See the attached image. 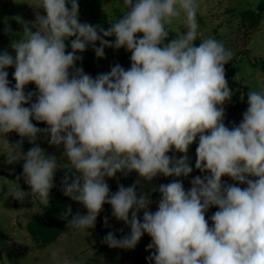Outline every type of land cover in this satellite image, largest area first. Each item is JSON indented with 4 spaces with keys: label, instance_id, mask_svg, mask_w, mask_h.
I'll list each match as a JSON object with an SVG mask.
<instances>
[{
    "label": "clouds",
    "instance_id": "9594fccd",
    "mask_svg": "<svg viewBox=\"0 0 264 264\" xmlns=\"http://www.w3.org/2000/svg\"><path fill=\"white\" fill-rule=\"evenodd\" d=\"M30 6L43 14L37 11L34 21L14 17L23 27L10 45L14 55L0 52V136L7 142L5 163L23 160L31 192L17 182L6 195L21 202L31 195L48 205L54 175L65 168L72 175L62 180L64 195L86 209L83 215L66 209L68 229H94L108 204L130 234L117 239L109 232L102 242L134 249L147 234L150 264H264V84L250 88L242 121L227 127L223 106L233 92L225 65L234 53L214 37L196 43L198 0H123L125 10L106 30L80 22L77 0ZM178 18L185 31L165 43ZM89 46L98 58L105 48H124L131 53L130 68L116 64L93 78L76 67L82 60L77 53ZM255 78L261 79L259 70ZM29 84L35 92H25ZM12 132L21 137L15 145L6 138ZM40 135L51 146H63L64 167L36 143ZM25 138L33 145L26 153ZM197 140L195 169L205 175L194 177L188 190L178 179L159 185L155 212L148 194L138 196L139 180L110 192L107 179L117 173L135 172L148 182L158 175L187 178L193 171L188 151ZM225 176L236 183L226 184ZM210 207L218 208L211 226ZM49 255L52 264H77L56 249Z\"/></svg>",
    "mask_w": 264,
    "mask_h": 264
},
{
    "label": "rangeland",
    "instance_id": "374dc122",
    "mask_svg": "<svg viewBox=\"0 0 264 264\" xmlns=\"http://www.w3.org/2000/svg\"><path fill=\"white\" fill-rule=\"evenodd\" d=\"M37 2L38 0H0V52L8 51L14 55L10 45L13 40L19 39L23 32L22 25L14 17L20 16L25 21H34L37 11L43 14L42 9L38 10L30 6ZM77 2L80 22L100 26L105 30L110 26V19L120 18L125 10L123 0H77ZM262 2L263 0H198L197 20L200 35L196 43L199 44L204 38L214 37L234 53L232 61L225 65L226 79L233 92L231 100L223 106L225 109L224 123L229 128L238 126L242 121L243 114L248 107L247 94L250 88L256 89L264 84V73L260 72L261 79L258 81L255 78L257 70L251 65L252 61L264 62V12L260 24L255 28L241 18V13L245 11H257ZM171 30L173 32H169L165 43L176 38V34L185 31L182 18L174 21ZM107 39L114 41L115 38ZM96 47H99V42L96 43ZM66 51H71L70 45ZM104 51L105 56L98 58L92 46H89L85 52L77 53L82 60L76 62V67H82L84 72L93 78L101 73L110 72L116 64L121 65L125 70L130 68L131 53L124 48L119 50L105 48ZM249 68L252 70L251 74L246 70ZM6 71L8 79H13L14 67ZM6 138L11 145H15L21 139L15 132L9 133ZM36 143L45 150L46 154L55 156L61 167L67 164L62 157L63 146H51L43 135L38 136ZM6 144L5 139L0 136V231L6 235V237L0 235V264H52L49 255L51 249L58 250L62 256H68L77 264H150L149 250L146 249L151 243V237L147 234L142 236L134 249H114L102 242L109 232H113L117 239L130 234V227L112 216V209L108 204L103 206L94 229H90L87 233H79L68 229L66 225L64 233L56 242L43 250L38 249L28 232V225L35 217H40L48 223V217L38 207V198L32 199L31 195H28L21 202L6 195L7 191L15 190L18 184L26 193L31 192L22 177L23 160L11 165L5 163L6 157L3 153L7 150ZM197 145L198 140L190 146L188 151L189 163L193 171L187 178L158 175L148 182L142 180L135 172L127 176L117 173L112 179L106 178L110 192L115 193L121 184L128 187L139 180L137 194L138 196L148 194L152 201L150 210L155 212L160 199V193L155 189L159 185L178 179L182 181L185 190H188L191 188L190 181L194 177L205 175L195 169ZM32 146L25 138L21 150L26 153ZM169 155L176 158L182 156L179 152H170ZM66 173L71 178L72 173L67 169H57L54 175V187L62 182ZM17 177H20L19 181ZM222 181L226 184L236 183L227 176L222 177ZM22 183L26 185V190L22 188ZM237 186L245 187L246 185L238 184ZM70 200L77 213L86 214V209L81 204L71 198ZM139 216L142 220L143 213L141 212ZM106 217L107 225L105 224Z\"/></svg>",
    "mask_w": 264,
    "mask_h": 264
},
{
    "label": "trees",
    "instance_id": "16d2710c",
    "mask_svg": "<svg viewBox=\"0 0 264 264\" xmlns=\"http://www.w3.org/2000/svg\"><path fill=\"white\" fill-rule=\"evenodd\" d=\"M263 12L264 0L258 6L257 11H245L241 13V18L243 19V21L250 23L251 27L255 28L260 24ZM251 65L256 70L264 73V62L252 61ZM9 82L10 86L15 85L14 79H9ZM35 91L36 88L34 84H29L25 88L26 93ZM33 102H35V97H33ZM25 106L28 107L30 105ZM32 122L41 129L47 127V125L44 123H38L35 120H33ZM22 188L24 190L27 189L24 183H22ZM62 189L63 185L61 182L50 190L51 197L49 199L48 205L42 204L40 201H38L37 203L40 210L48 217V223H46L44 219L40 217H35V219H33L28 225V232L31 235L33 242L40 250H43L49 245L56 242L58 238L64 233L67 225V220L63 218V215L66 209L70 206L71 214L75 215L77 213V210L73 206L70 197L65 196ZM209 210L212 216L216 211H218V208L210 207ZM68 219H71V215L68 216ZM0 235L6 237V235L1 231ZM150 255H152V251L149 250V256ZM151 264H154V261L151 262Z\"/></svg>",
    "mask_w": 264,
    "mask_h": 264
},
{
    "label": "crops",
    "instance_id": "0c3cea01",
    "mask_svg": "<svg viewBox=\"0 0 264 264\" xmlns=\"http://www.w3.org/2000/svg\"><path fill=\"white\" fill-rule=\"evenodd\" d=\"M206 218L208 219L210 225H211V214H210V210H208V212L206 213Z\"/></svg>",
    "mask_w": 264,
    "mask_h": 264
}]
</instances>
